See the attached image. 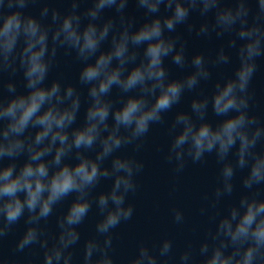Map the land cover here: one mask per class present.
Masks as SVG:
<instances>
[{
	"label": "clouds",
	"instance_id": "obj_1",
	"mask_svg": "<svg viewBox=\"0 0 264 264\" xmlns=\"http://www.w3.org/2000/svg\"><path fill=\"white\" fill-rule=\"evenodd\" d=\"M56 2L0 0V264H34L38 250L40 264H117L115 230L135 213L137 154L154 125L167 126L177 176L214 158L216 184L200 208L210 226L179 251L170 235L141 241L125 264H264V118L252 111L264 0ZM192 37L221 43L191 51ZM61 53L79 64L76 82L50 79ZM189 93L188 109L176 110ZM172 220L183 226L184 210Z\"/></svg>",
	"mask_w": 264,
	"mask_h": 264
},
{
	"label": "water",
	"instance_id": "obj_2",
	"mask_svg": "<svg viewBox=\"0 0 264 264\" xmlns=\"http://www.w3.org/2000/svg\"><path fill=\"white\" fill-rule=\"evenodd\" d=\"M42 3L30 6L33 14H38ZM56 7L65 9L69 4L63 0H57ZM130 11H134V5H130ZM138 17L141 13H135ZM221 41L211 42L190 38L191 51L218 47ZM58 64L50 74V79L63 76L70 82H76L79 73V64L72 56L61 53L58 56ZM254 77L252 88L255 96L252 111L264 118V59ZM172 75H180V70L170 65ZM229 67L213 69L214 79L230 72ZM214 83V80L213 82ZM212 83L205 85V90L210 91ZM86 94V90H85ZM115 94V93H114ZM194 93L186 94L181 105L176 110H187ZM175 110L167 114L170 122L174 118ZM170 142L166 125H154L148 134L143 149L137 154L145 163L144 171L138 177L139 190L129 199L135 205V213L130 221L122 223L115 230L114 245L117 264H125L128 257L132 256L141 241L149 243L160 239L162 236L174 237L177 251L182 250L189 240L197 241L203 238L210 226L208 218L200 214V208L205 205V194H211L216 184L217 166L213 157H209L206 163H189L184 172L177 176L172 165L168 164L165 155ZM128 152L132 149L129 147ZM110 182H104L99 191L106 190ZM182 208L185 212L186 222L183 226H177L172 220V209ZM62 211L58 209L57 214ZM96 215L90 214L89 218L81 226L82 241L94 234ZM50 227L55 228V218L50 221ZM23 224L19 225L16 234L10 236L5 244V254L11 255V249L19 233L23 231ZM195 229V231H194ZM23 255V254H21ZM34 264H40L42 251L31 254Z\"/></svg>",
	"mask_w": 264,
	"mask_h": 264
}]
</instances>
